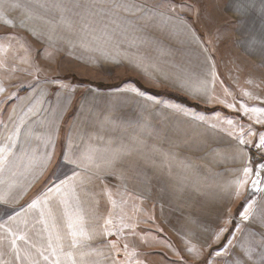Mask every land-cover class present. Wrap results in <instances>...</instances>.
<instances>
[{
    "label": "rangeland",
    "instance_id": "obj_1",
    "mask_svg": "<svg viewBox=\"0 0 264 264\" xmlns=\"http://www.w3.org/2000/svg\"><path fill=\"white\" fill-rule=\"evenodd\" d=\"M235 12L0 0V264H264V171L246 198L250 152L264 158V71L232 47ZM84 145L111 170L57 194L63 153Z\"/></svg>",
    "mask_w": 264,
    "mask_h": 264
},
{
    "label": "crops",
    "instance_id": "obj_2",
    "mask_svg": "<svg viewBox=\"0 0 264 264\" xmlns=\"http://www.w3.org/2000/svg\"><path fill=\"white\" fill-rule=\"evenodd\" d=\"M230 2L237 12V13L235 12V14L233 15L234 17L233 20H235L236 23H238L236 25V30L233 31L234 34L232 35L233 36L232 47L235 49L236 52L246 54L248 57L253 59L256 62L255 64L262 71H264V0H230ZM200 37L201 35H199V38ZM201 43L205 47L204 39L201 40ZM208 52L210 51L208 50ZM262 85H264V79H262ZM263 94H264V90H263ZM224 111H226V113L228 114H225L224 112L219 110V112L222 113L223 115H227L230 117H238L239 119L241 120L244 119L246 121V119L243 116H241L240 113L238 112H232L226 109H224ZM257 126L264 127L261 125H257ZM70 149L73 150L76 149V150L70 154L68 152V150ZM78 149L83 151L85 150V152L76 153ZM96 151L95 148L91 147V145H84L78 148L77 147L67 148V151L63 153V158L61 160L62 163L65 164V166L69 167L68 176L70 178H67L66 179L67 181H65L64 179L66 183H63L58 188L59 191L57 194L62 193V191H64L65 188L66 190L75 188L74 186L70 185L72 182L82 181L86 183L87 182L92 183L98 180L97 178H95V176L98 175L105 176V173L111 170L109 169L111 167V164H106V163L105 164L101 163L102 168L95 167L94 159L97 156ZM84 154L88 160L86 166L81 168L79 167L78 163L79 160L83 158H79V157H82ZM22 155L24 157V154ZM100 155H102L101 152L99 153V156ZM38 156H40V154H38ZM130 165L131 163L125 164V167H128L125 168L127 171H129L130 167H132ZM153 169H155L156 171L155 175H157V162H155ZM120 172L123 171L121 170ZM37 251H38V246H36V249L33 253H36ZM27 259L29 260V258ZM38 259H40L39 255H38ZM38 259L36 258L35 260ZM21 260H25V259L22 258Z\"/></svg>",
    "mask_w": 264,
    "mask_h": 264
},
{
    "label": "trees",
    "instance_id": "obj_3",
    "mask_svg": "<svg viewBox=\"0 0 264 264\" xmlns=\"http://www.w3.org/2000/svg\"><path fill=\"white\" fill-rule=\"evenodd\" d=\"M209 48L211 47V46H208ZM209 51H210V53H212L213 55H215V52H214V50L213 49H209ZM215 57V56H214ZM216 58V57H215ZM71 78H72V80L73 81H75V82H77V83H79V84H86V85H90V86H93V87H96L97 89H99V90H105V91H107V90H112V89H115V88H118V86L120 85V84H115V85H108V84H101V83H91V82H89V81H86V80H81V79H78V78H75V77H73V76H71ZM128 79L129 78H126L125 80L126 81H124V82H128ZM132 81V83L133 84H135V86L139 89V90H141V91H147V93H150V94H154V91L153 90H151V89H145L139 82H137V81H135V80H131ZM123 82V81H122ZM172 95H169V97H171ZM183 104H187V105H189V106H191V107H193V108H196V109H198V110H204V111H214V110H216V111H219V110H221L222 112H224L225 114H228V113H226V111H224V109L223 108H221V107H212V108H210V109H208V108H205V107H203V106H201L200 104H198V103H195V102H192V101H189L188 99H186V98H178ZM261 129H264V127H261ZM257 130H258V128H257ZM233 229V227H231L230 229H229V231L226 233V237H228L229 235H230V231ZM225 237V238H226Z\"/></svg>",
    "mask_w": 264,
    "mask_h": 264
},
{
    "label": "water",
    "instance_id": "obj_4",
    "mask_svg": "<svg viewBox=\"0 0 264 264\" xmlns=\"http://www.w3.org/2000/svg\"><path fill=\"white\" fill-rule=\"evenodd\" d=\"M250 159L255 162L253 177L246 190V198L259 189L262 172L264 171V158L257 156L253 151L250 152Z\"/></svg>",
    "mask_w": 264,
    "mask_h": 264
},
{
    "label": "snow or ice",
    "instance_id": "obj_5",
    "mask_svg": "<svg viewBox=\"0 0 264 264\" xmlns=\"http://www.w3.org/2000/svg\"><path fill=\"white\" fill-rule=\"evenodd\" d=\"M241 143H243V141H241ZM260 144L261 145H264V137H261V139H260ZM259 146V145H258ZM246 171H248L247 169H246ZM62 183H66V182H62ZM57 191H59V189H57ZM0 202H3V197H0ZM249 207H250V205H249ZM247 211V210H246ZM73 235H75V233H73ZM73 245L75 246V241H73Z\"/></svg>",
    "mask_w": 264,
    "mask_h": 264
}]
</instances>
